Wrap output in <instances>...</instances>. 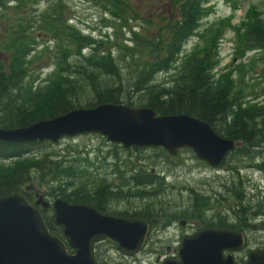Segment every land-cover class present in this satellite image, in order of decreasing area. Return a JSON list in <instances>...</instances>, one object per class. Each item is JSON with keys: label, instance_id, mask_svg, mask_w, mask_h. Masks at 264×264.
Listing matches in <instances>:
<instances>
[{"label": "trees", "instance_id": "16d2710c", "mask_svg": "<svg viewBox=\"0 0 264 264\" xmlns=\"http://www.w3.org/2000/svg\"><path fill=\"white\" fill-rule=\"evenodd\" d=\"M25 1L12 0L18 8ZM99 1L105 6L106 13L130 34L125 43H114L117 56L101 39L83 35L68 25L63 17L64 5L56 0H48L45 10L32 18H28L29 14L24 15L21 20L10 21L8 28L5 26L6 36L0 45V55L4 56L0 59V129L24 128L74 109L114 104L132 109L150 108L156 116L187 115L208 123L219 137L235 143L218 169L224 167L223 163L232 154H247L252 148L264 145V104L245 106L236 90L234 94L235 83L229 75L212 74L219 31L210 33L204 41L202 36L201 48L184 53L187 42L195 36L201 20L208 13L209 0H167L173 15L166 25L165 37L159 40L150 36L145 38L139 30L128 25L133 21L129 15L133 11L126 2ZM7 3L8 0H0V20ZM252 15L254 20L251 17L243 29L246 47L241 45L244 48L238 51L240 54L255 49L264 51V19L256 13ZM39 33L49 36L52 47L38 49ZM44 56H47L45 65L52 69L43 81L37 82L42 74L33 79L32 69ZM45 65L42 70L48 68ZM160 73L169 77L167 83L155 84L154 78ZM87 93L92 101L80 103V96ZM51 145L46 141L0 142V197L21 194L33 204V195L26 193L24 188L42 186L45 197L91 205L105 215L144 218L150 228L158 222L155 220L158 217L180 221L198 219L205 224L203 212L208 199L197 189H189L192 200L188 206L177 211L162 207V201L167 198L165 192L171 190L163 177L128 162L131 160L121 161L117 156V149L129 156L139 148L111 145L114 157L113 154L109 156L113 162L109 175L113 174L117 179L113 182L109 177L90 174L93 163L75 151L68 160L67 156L56 159L54 153L46 151ZM256 167L263 169L261 164ZM151 186L155 189L137 191L140 187ZM226 195L218 193L214 199L224 200L230 192ZM133 197L142 199L141 203H132ZM236 198L243 196L238 194ZM144 204L147 206L142 207ZM158 205H161L159 209ZM129 206L132 208H127ZM225 212L236 216L237 224L228 225L219 220L216 227L242 233L245 237L252 227L249 225L251 219L238 216L232 207ZM40 213L49 232L63 240L62 230L55 225L51 209L40 210ZM258 215L260 213H255ZM97 244L94 245V260L97 264H107L97 255Z\"/></svg>", "mask_w": 264, "mask_h": 264}, {"label": "rangeland", "instance_id": "374dc122", "mask_svg": "<svg viewBox=\"0 0 264 264\" xmlns=\"http://www.w3.org/2000/svg\"><path fill=\"white\" fill-rule=\"evenodd\" d=\"M56 1L63 3L65 13L63 17L68 25L75 27L83 35H88L95 40L101 39L104 46L110 48L114 56L118 55V49L115 48L114 43H125L124 40L128 39L130 34L127 28L121 27L119 22L114 21L113 17L106 13L103 8L105 6L99 0ZM121 1L126 2L132 8L133 13L129 15L133 21L128 23L131 28L139 30L145 38L153 37L159 40L165 37L166 25L173 15L167 0ZM8 3L7 8H4V17L0 20V45L6 36L5 26L8 28L10 21L21 20L24 15L28 14L30 19L43 12L46 5L49 4L48 0H27L22 2L18 8L12 0H8ZM207 7L208 13L201 20L198 29L195 31V36L187 42L184 53L189 54L197 47L201 48L203 46L202 36L204 41L210 33L215 30L219 31L217 58L212 74L221 72L229 75L235 83L234 94L236 91L238 92V96L245 106L248 104L263 105L264 51L255 49L244 51L243 54L238 51L246 47L243 43V29L245 25H248L251 17L254 20L252 14L256 13L258 17L264 19V0H209ZM37 37L40 45L38 49L43 50L48 46L52 47L49 36L39 33ZM241 45L245 46L241 47ZM3 57L1 54L0 59ZM46 59L47 56H44L41 62L35 64L32 69L33 79L42 74L37 82L43 81L52 69L47 64L45 65ZM44 65L48 67L46 70H42ZM154 79L155 84L162 85L167 83L169 77L160 73ZM89 96L90 93L84 97L80 96V103L91 102L92 97ZM134 99L136 100L137 97ZM111 145L112 143L106 142L105 138L98 134H84L62 138L52 143L50 147L47 146L46 151L54 153L58 160L66 156L67 160L70 159L69 155L75 151L82 158H88L93 163L92 169L89 170L90 174H98L99 178L109 177L115 182L117 180L115 176L109 175L110 170L113 169V162L109 157L113 154ZM116 151L121 161L131 160L128 162L137 163V166L149 169L152 174L155 173L163 177L165 184L171 190L165 192L167 198L162 201V207L176 210L185 205L188 206L192 200L189 189L194 190V188L208 200L203 212L204 225L198 219L184 220L186 223L181 225L180 220L170 218L173 222L171 227L164 229L162 219L167 217H158L155 219L158 222L149 230L144 247L132 257L121 255L116 244L107 239L97 244V255L104 258L107 264H161L166 259L178 261L179 245L185 236L199 232L205 229L207 225L220 229L216 227L219 220L228 225L237 224L236 216L230 212H225L228 211L229 207L237 211L238 216L251 219L249 225L252 227L245 233V248L240 252L225 251L224 256L231 254L235 264H245L248 253L258 249L261 242H264V229L259 227L260 223L264 221V145L259 148H252V151L247 154L244 152H239L237 155L232 154L223 163V169L212 168L198 160L188 148L181 149L176 156H171L162 148L155 147L139 148L137 151H132L129 156L118 149ZM260 164L263 165L262 170L256 167ZM224 186L227 189L223 188ZM154 189L153 186L140 187L137 191L148 192ZM29 191L33 196L35 191L39 195L44 196L45 194L42 186L31 185ZM227 192H230L228 197H226ZM218 193L226 195L224 200L214 199ZM238 194L242 195L243 198L237 199ZM46 198L51 203L54 200L53 198ZM32 200L34 202L35 198ZM141 200L136 199V197L131 199L132 203L135 204L141 203ZM144 206L147 205L144 204L142 207ZM142 207L140 206V208ZM158 207L161 205H158L157 209H159ZM164 211L167 212L165 209ZM170 213L172 214V212ZM255 213H260V215L255 216ZM253 226H257L256 230L252 229Z\"/></svg>", "mask_w": 264, "mask_h": 264}, {"label": "water", "instance_id": "95a60500", "mask_svg": "<svg viewBox=\"0 0 264 264\" xmlns=\"http://www.w3.org/2000/svg\"><path fill=\"white\" fill-rule=\"evenodd\" d=\"M92 133L126 149L159 147L175 156L188 148L212 167L220 165L235 147L234 141L219 137L208 123L196 118L156 116L150 108L114 104L74 109L24 128L0 129V142L54 143L62 137ZM34 198L30 205L20 194L0 197V264H97L93 258L96 243L108 239L121 255L132 257L146 241L149 227L144 218L105 215L91 205L70 204L60 198L49 203L36 191ZM38 207L51 208L64 241L49 232ZM162 220L164 229L170 226V219ZM259 227L264 229V221ZM66 247L74 253H68ZM243 248L241 233L206 228L181 240L178 261L166 259L161 264H235L233 256H224V252ZM245 264H264V250L250 251Z\"/></svg>", "mask_w": 264, "mask_h": 264}, {"label": "flooded vegetation", "instance_id": "af4514ba", "mask_svg": "<svg viewBox=\"0 0 264 264\" xmlns=\"http://www.w3.org/2000/svg\"><path fill=\"white\" fill-rule=\"evenodd\" d=\"M50 209V208H49ZM264 220V218H263ZM182 224L183 223H186L184 220L183 221H180ZM173 223V222H172ZM184 225V224H183ZM208 227H211V226H208ZM207 226L205 228H208ZM213 228V227H212ZM259 248L258 249H261V250H264V242H261V244L258 246Z\"/></svg>", "mask_w": 264, "mask_h": 264}]
</instances>
